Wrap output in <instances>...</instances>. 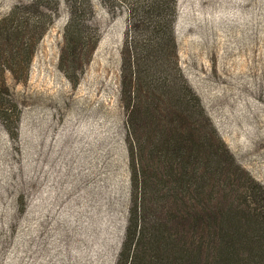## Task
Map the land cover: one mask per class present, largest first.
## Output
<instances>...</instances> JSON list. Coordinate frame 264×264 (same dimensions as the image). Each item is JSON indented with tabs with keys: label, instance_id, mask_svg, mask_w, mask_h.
<instances>
[{
	"label": "rangeland",
	"instance_id": "1",
	"mask_svg": "<svg viewBox=\"0 0 264 264\" xmlns=\"http://www.w3.org/2000/svg\"><path fill=\"white\" fill-rule=\"evenodd\" d=\"M105 1L90 0L76 54L64 55L67 0H40L36 11L33 0H0V21L20 8L16 22L32 39L44 32L34 47L0 42V264L118 257L129 193L120 92L128 12ZM174 37L181 75L223 143L209 140L220 159L207 178L218 192L206 202L216 218L207 264L234 254L264 264V0H177ZM227 235L241 241L227 249Z\"/></svg>",
	"mask_w": 264,
	"mask_h": 264
},
{
	"label": "trees",
	"instance_id": "2",
	"mask_svg": "<svg viewBox=\"0 0 264 264\" xmlns=\"http://www.w3.org/2000/svg\"><path fill=\"white\" fill-rule=\"evenodd\" d=\"M33 1L30 8L35 11L43 5ZM67 1L70 21L63 53L68 49L75 55L81 17L87 9L92 13V5L90 0ZM118 1L128 12L120 92L128 131L129 193L115 264H207L204 250L212 252L216 218L206 202L218 193L207 187V178L211 165L220 159L211 142L223 143L180 72L174 37L177 0ZM19 9L0 21V42L9 46L14 41L21 48L23 42L33 41L34 47L44 32L33 40L34 30L16 22ZM233 224L222 223L219 232ZM185 233L190 234L189 243ZM227 238L231 241L227 249L241 241ZM237 258L234 254L222 262L240 264Z\"/></svg>",
	"mask_w": 264,
	"mask_h": 264
}]
</instances>
